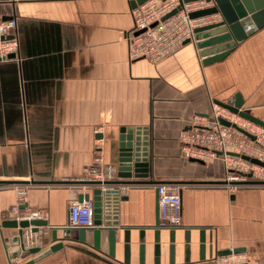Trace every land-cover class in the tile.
Returning <instances> with one entry per match:
<instances>
[{"label": "crops", "instance_id": "0c3cea01", "mask_svg": "<svg viewBox=\"0 0 264 264\" xmlns=\"http://www.w3.org/2000/svg\"><path fill=\"white\" fill-rule=\"evenodd\" d=\"M132 2L0 0V19H16L19 40V60L0 63V264L10 263L17 235L4 223L18 216L11 208L19 186L26 188L19 215L39 211L47 221L28 235L33 247L42 253L62 244L33 264H123L122 230L116 231L113 257L107 232L99 249L90 232L80 242L70 223V204L93 192L82 179L95 156L94 130L100 132L103 163L117 167L120 130L138 127L147 129L150 175L143 180L149 182L130 187L120 198L119 226H152L159 218L155 186L176 184L181 224L173 264H213L227 249H239L247 264H264V185L229 193L222 185V161L190 158L179 140L193 117L208 115L214 104L236 95L240 109L264 123V26L223 60L207 65L196 40L157 63L131 59L125 36L134 31ZM213 5L211 0L206 7ZM204 20L201 26L222 18L218 13ZM198 228L205 230L204 260ZM65 229L71 230L70 239H64ZM189 229L185 261L183 236ZM130 235L128 264H139L137 231ZM161 235L159 264H170L167 233ZM152 240L153 232L146 231L144 264H154Z\"/></svg>", "mask_w": 264, "mask_h": 264}, {"label": "built area", "instance_id": "2783aa9c", "mask_svg": "<svg viewBox=\"0 0 264 264\" xmlns=\"http://www.w3.org/2000/svg\"><path fill=\"white\" fill-rule=\"evenodd\" d=\"M204 0L185 2L184 0H146L131 11L134 21V31L125 36L131 59L144 58L157 63L177 51L186 41L194 40V30L205 24V17L190 18L189 14L207 8ZM179 9L171 16L163 19L173 10ZM19 60V40L17 22L14 17L0 19V63ZM212 112L206 116L193 117L190 128L184 130L179 140L183 153L190 158L205 160L219 158L225 166L223 186L229 193H234L240 187L263 186L264 166L252 164L239 156L228 153H239L264 162V129L259 125L233 113L228 108L214 104ZM246 131L254 137L251 140L231 126L222 125L219 120ZM94 160L85 169L82 179L84 186L90 189L98 188L102 193L113 191L111 202L118 204L120 198L130 187L138 184H118L117 167L103 163L101 153L100 132L95 129ZM220 152V155L216 153ZM259 169V171L257 170ZM260 182L261 184L250 183ZM158 200V224L161 227L176 228L181 224V198L179 186L172 183H161L155 186ZM26 188L17 187V204L11 212L18 214L14 219H40L41 212L21 213L18 206L23 202ZM93 201L83 200L70 204V223L73 227H90L93 225ZM33 233L24 229L21 251L33 247V241L28 237ZM24 257H13L9 264H23ZM213 264H247L240 254L230 253L217 255Z\"/></svg>", "mask_w": 264, "mask_h": 264}, {"label": "water", "instance_id": "95a60500", "mask_svg": "<svg viewBox=\"0 0 264 264\" xmlns=\"http://www.w3.org/2000/svg\"><path fill=\"white\" fill-rule=\"evenodd\" d=\"M146 0H133V8L137 5L142 4ZM185 2H191L196 0H184ZM210 2L211 0H204ZM214 5L210 8H205L189 14L190 18H199L205 16H211L214 14H220L222 20L218 23L197 27L194 30V40H196L195 46L198 49V54L203 58L202 63L204 65L211 64L217 61L223 60L233 49L237 46V43L245 40L259 29L264 26V1L263 0H212ZM179 7L163 19L173 15ZM186 41L185 43H188ZM220 104L233 113H237L239 116L259 125L264 129V123L259 119L253 117L248 110H241V100L239 95H236L234 100L229 99L226 103ZM224 126H231L243 135L254 140V137L248 134L246 131L236 127L234 124H230L225 120H219ZM147 129L143 128H122L120 130L119 145H118V165H117V176L120 181H116L118 184H138L148 183L149 181L143 180L150 175V163L147 153ZM220 155V152L216 153ZM229 155L239 156L242 159L259 166H264V162L242 155L239 153H228ZM134 178L135 180H132ZM142 180V181H141ZM261 184L260 182H253ZM6 184V183H1ZM264 184V183H262ZM92 194H82L78 197V202L83 200L91 199L93 201V225L90 227H76L78 232V239L80 242H85L86 235L88 232L91 233L93 247L95 249L100 248L101 236L103 232H107V241L109 245V256L113 257L116 246V231L121 229L123 232V264H128L129 257L131 254V239L130 234L132 230H136L138 234V261L139 264H144L145 254L147 252L146 243V231L153 232L152 240V251L154 256V264H159V257L164 248L162 242V231L167 233L166 246L169 255V263L173 264L174 256L177 245V231L179 227H161L158 224V218L150 227L142 228H130L121 227L118 222V204L111 202V196L113 191L107 190L102 193L98 188L92 189ZM158 205V200H157ZM158 207V206H157ZM158 209V208H157ZM6 226L17 229V235L11 240L12 251H10V258L17 256L19 253L21 257L37 254L40 251L39 247H31L26 251L22 245V234L24 229H29L31 233L39 232V228L46 227L47 221L43 219H31V220H16L9 219L4 223ZM64 239H70V229H65ZM52 239L56 238V231L52 230ZM198 243H199V259L204 260L206 251V239L205 230L198 228ZM190 246V229L185 230L183 236V250L185 254V261L189 256ZM61 243L51 245L47 250L39 253L33 259L26 261L23 264H33L36 261L44 258L53 251L61 248ZM209 253L211 254L212 245L211 239L208 247ZM239 249H227L219 251L217 255H227L230 253L238 254Z\"/></svg>", "mask_w": 264, "mask_h": 264}, {"label": "rangeland", "instance_id": "374dc122", "mask_svg": "<svg viewBox=\"0 0 264 264\" xmlns=\"http://www.w3.org/2000/svg\"><path fill=\"white\" fill-rule=\"evenodd\" d=\"M212 112V110L209 112V114ZM259 171V169H257Z\"/></svg>", "mask_w": 264, "mask_h": 264}]
</instances>
